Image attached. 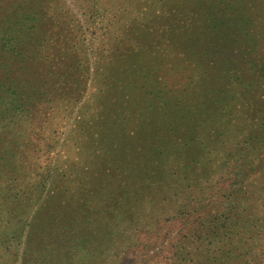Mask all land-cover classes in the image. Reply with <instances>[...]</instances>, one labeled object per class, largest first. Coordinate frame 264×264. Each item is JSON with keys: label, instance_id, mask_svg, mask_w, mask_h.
Returning <instances> with one entry per match:
<instances>
[{"label": "rangeland", "instance_id": "rangeland-1", "mask_svg": "<svg viewBox=\"0 0 264 264\" xmlns=\"http://www.w3.org/2000/svg\"><path fill=\"white\" fill-rule=\"evenodd\" d=\"M1 29L0 264H264V0H0Z\"/></svg>", "mask_w": 264, "mask_h": 264}, {"label": "trees", "instance_id": "trees-1", "mask_svg": "<svg viewBox=\"0 0 264 264\" xmlns=\"http://www.w3.org/2000/svg\"><path fill=\"white\" fill-rule=\"evenodd\" d=\"M4 30H0V33L3 32ZM1 87V86H0ZM8 90H2L0 89V121H4L6 118H8L10 115H12L13 113H15L18 107L16 106V95L14 94L11 97H8V104L5 101L7 98L6 97V93ZM10 104V105H9ZM15 107L13 110H10L11 108ZM5 156L4 155H0V159H4Z\"/></svg>", "mask_w": 264, "mask_h": 264}]
</instances>
